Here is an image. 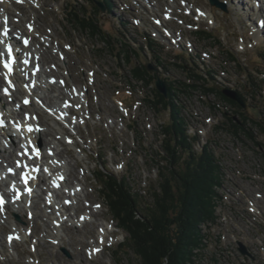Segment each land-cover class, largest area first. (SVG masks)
Segmentation results:
<instances>
[{"label": "rangeland", "instance_id": "obj_1", "mask_svg": "<svg viewBox=\"0 0 264 264\" xmlns=\"http://www.w3.org/2000/svg\"><path fill=\"white\" fill-rule=\"evenodd\" d=\"M220 1L226 3V10L212 6L209 0H111L112 11L106 7L98 15L105 34L116 35L110 45L68 20L76 17L68 15L74 12L72 3L77 5V11L93 14L92 4L87 0H29L28 4L10 0V13L18 16L14 19L18 30L26 33L27 23L36 25L33 45L39 49L33 48V51L37 50L41 59L45 57L41 62L44 70H52L50 73L54 72L57 81L65 78L69 88L76 86L85 91V123L79 120L73 133L66 127L78 147L61 141L57 151L60 152L58 158L67 161L65 173H69V185L74 187L80 183L83 187L79 203L65 205V209L76 213L77 217L87 212L94 216L79 227L63 224L61 234L57 233L59 243H56L51 239L54 236L52 220L62 216L55 207H47L45 194L33 198L36 204L33 210L26 203L15 208L22 221H18L12 208H8V214H3L5 220L0 218V264H138L132 249L126 245L120 247L127 234L116 227L97 180L98 169L105 170L104 164L112 173L127 178L133 191L140 195L139 203L152 202L151 189L158 186L156 151L161 149L162 124L168 122L170 114L169 110L161 106L156 109L145 101L152 86L134 79L132 65L136 64H150L157 69L149 71L147 68L151 74L164 82L166 79L175 81L180 87L178 106L182 107L188 130L199 137L195 148L209 144L222 164L223 187H216L218 196L213 197L217 207L216 222L200 223L202 233L207 234V248L200 249V253L204 252L201 256L196 254V264H215L213 257L220 264H264V155L258 145L259 141L264 143V125L262 129L255 123H248L247 128L238 130L227 119L228 115H233L235 121H241L240 115L234 113L238 110L236 107L225 103L216 91L204 94L206 85L198 90L184 86L193 83L190 72L209 70L211 76L206 75L209 85L222 90L224 86L238 87L247 98L246 101L240 94L246 101V108L238 111L254 120L260 118L264 124V83L259 82L264 78V56H261L264 33L255 31L259 16L237 10L236 0ZM247 3L242 0L243 7ZM187 9L191 10L190 14ZM198 10L204 11L207 17L199 16ZM167 13L172 15L170 21L165 20ZM162 25L173 28L179 44H173L164 36ZM197 29H209L212 35H200ZM124 36L139 46V53L133 56L131 64L126 58L118 57L121 44L116 38ZM146 38L154 41V49L147 46ZM46 39L51 44H46ZM58 47L65 54L62 59ZM227 51H232L239 63ZM2 80L4 85L6 80L3 77ZM45 87L50 92L56 89L50 95L48 90H38L39 93L47 95L51 103L59 104L61 99L49 97L59 95L62 98L63 86L58 83L52 89L49 85ZM14 99L23 104L21 95ZM224 110L229 112L227 116ZM73 114L80 118L76 109ZM38 118L45 123L47 143L56 140L58 136L52 133L50 113H39ZM55 143L60 144V141ZM43 178L41 173L39 189L51 187ZM6 183L9 185L7 180L0 179V193L4 196ZM58 195L63 203L64 198L69 197L62 192ZM96 204L101 207L96 208ZM13 222L27 235L16 243L7 240L15 230ZM100 228H105V240L99 235ZM240 241L247 253L240 250ZM95 246L101 250L92 254Z\"/></svg>", "mask_w": 264, "mask_h": 264}, {"label": "trees", "instance_id": "obj_2", "mask_svg": "<svg viewBox=\"0 0 264 264\" xmlns=\"http://www.w3.org/2000/svg\"><path fill=\"white\" fill-rule=\"evenodd\" d=\"M87 1L92 4L93 14L87 15L86 10L77 11V5L72 3L74 12H68V15L69 17L75 15L79 19L75 17L68 20L76 23V27L88 31L92 37L99 36L111 45V39L116 35L105 34L98 18L100 8L93 0ZM101 1L109 11H112L111 0ZM197 33L212 35L207 30H200ZM116 39L121 44L118 57L126 58L131 64L133 56L139 53L137 49L139 46L128 41L125 36L123 39ZM147 40V46L154 49L153 40L151 38ZM143 46H140L141 49ZM227 52L239 63L232 51ZM261 56H264V53H261ZM185 62L188 65L187 61ZM132 72L135 80H143L147 86H152L151 93L147 94L145 101L154 105L156 109L161 106L169 110L170 114L168 122L162 124L164 138L161 152L156 151L158 160L155 164L158 167L159 183L157 187L151 189L152 202L139 203L140 195L133 191L127 178L112 173L102 165L105 170L98 169V185L117 226L127 234L120 247L126 245L127 248L132 249L137 255L138 264H190L189 262L196 264L198 255L204 253H200V249L207 248L205 243L207 234L202 233L200 223L216 222L217 207L213 203V197L218 196L215 188L223 186L222 164L209 144L206 143L199 149L195 148L194 144L198 142L199 137L188 130L186 118L181 112L182 107L178 106L180 98L177 92L180 87L174 84L175 81L166 79L168 90L166 96L156 89L154 86L156 76L151 74L144 64L132 65ZM190 73L193 83H186L184 86L198 90L201 85V87L206 85L204 94H215L216 91L228 105L238 110H245L236 101L223 94L221 87L217 89L216 86L209 85L206 76H211L209 70L204 73ZM259 82L263 83V80L259 79ZM236 89L247 101L238 87ZM238 110H234V113L240 115L241 121H235L233 115H228L230 124L238 130L247 128L248 123H255L263 129L264 124L260 118L254 120L252 117L244 116L245 112ZM228 113L224 110L225 116ZM258 145L262 147L261 153L264 155V143L259 141ZM213 261L215 264H220L216 257H213Z\"/></svg>", "mask_w": 264, "mask_h": 264}, {"label": "bare ground", "instance_id": "obj_3", "mask_svg": "<svg viewBox=\"0 0 264 264\" xmlns=\"http://www.w3.org/2000/svg\"><path fill=\"white\" fill-rule=\"evenodd\" d=\"M20 1L28 4L29 0ZM247 2L248 3L243 7L244 3L242 4V0H236L235 4L239 6V8L236 7V9L243 11L246 14H248V12L256 13L257 5H259V20H261L262 14V25H255V31L258 32H256L257 34L262 35L264 33V4L261 0H247ZM10 5H12L10 0H0V60L4 53V49L6 50L9 46H12L14 51L17 52L15 53L18 55V66L17 71L14 74H7V72L3 70L0 65V114L6 113V117L9 121V124L4 129L6 135L0 132V179L8 181L9 185L6 183L5 186L7 185L6 191H9L11 187L15 188V186L20 182L17 174L18 168L24 167L25 170L29 171L33 176V183L36 184V191L31 196L29 194L25 195V198L22 199V201H18L15 198L11 199L10 197L7 206L12 208L13 211H15L16 207H21L22 203H26L33 210L36 205L33 198L40 195V193L38 194L36 192L42 191L43 193H50L47 194L46 198L47 203L50 206L49 208L51 209L52 206L55 207L62 216V218H60V216H55L53 219L54 236H52L51 239L56 243H59L57 233L61 234L63 224L70 223L73 226L79 227L83 222H90L92 216H94L92 212H87L80 217H77L76 213H69V210L65 209V205L63 204V201L60 200L58 195L59 193L61 194V192L63 194H68V199L71 200V204L79 203V198H82L81 192H83V187L80 183L75 184L74 187L69 185V173L64 175L66 172L65 164L67 161L65 162L64 159L58 158L60 152H58L57 149L61 145V141H64V143L69 146L71 144L75 146L78 145L76 139L66 132V127L68 126L73 133L75 132V128L78 127V122L81 121L85 123L86 112L84 111V104L87 99L86 95H84L85 91L82 89H74L76 86L69 88L65 78H58L61 80L57 81L53 75L54 72L52 74L50 73L52 70H44L45 65L41 62L45 59V57L44 59H41L40 56L37 55V50L33 51V48L39 49L33 45L34 36L37 32L36 25L27 23V26L30 25L32 28L26 33L18 30L14 21L17 15H13L12 11L10 13ZM211 16L213 17V14H211ZM211 16L209 15L208 18ZM25 38L31 40V43L28 46L23 44ZM259 40L260 39H258V41ZM45 42L46 44H51L48 39H46ZM58 49V54L61 59L64 58V52L60 47H58ZM2 77L6 80L4 85H2ZM58 83L63 86L62 88H64V91L62 92L64 96L62 98H60L59 95L49 97L50 99L55 98V100L61 99L60 103H57V105L56 101L51 103V101H48L47 95L43 96L38 90L49 91L45 85H49L50 89H52L53 86H56ZM67 87L70 91L67 90ZM3 89L8 90V95L3 92ZM53 91H49V95L54 93ZM65 91L66 93H64ZM19 95L22 96L23 101L30 99V105L26 106L24 104H19L14 99ZM61 102H63V104ZM74 109L78 111L80 118L73 114ZM44 111L50 113L51 130L52 133L54 132L56 133V136H58L54 139L60 141V144L55 143L56 140H52V144H48L47 140L44 138V133L47 132V129L45 127V123L38 118V114L44 113ZM17 124H21L22 128L18 129L16 127ZM26 125H29V129L31 128V131H27L25 129ZM49 145H53L54 147L49 148ZM53 149L55 152H53ZM28 161L31 163L35 162V164L31 166ZM42 162L43 164L40 166ZM42 166H45L44 169L46 170H42ZM11 170L13 173L10 174ZM40 171H43V174L47 176V178H43V182L44 180L49 181L51 187L46 186L45 188L39 189L38 185L41 183ZM61 176H66L64 182H61L59 179ZM66 199L67 197L64 198V200ZM64 209L68 214L64 212ZM62 211L65 213H63L64 215L62 214ZM3 214H8V211L0 210V218L5 220ZM13 224V228L15 230L12 234L18 235V237L22 238L21 240H24L27 235H23L14 222ZM103 225L106 226L107 224ZM99 232L100 237L105 240L103 235L105 234V228H100ZM16 242L18 241L15 240L14 243ZM30 258L33 261L32 257Z\"/></svg>", "mask_w": 264, "mask_h": 264}, {"label": "water", "instance_id": "obj_4", "mask_svg": "<svg viewBox=\"0 0 264 264\" xmlns=\"http://www.w3.org/2000/svg\"><path fill=\"white\" fill-rule=\"evenodd\" d=\"M95 2L101 7L102 11H105V6L102 2L98 1V0H95ZM210 3L213 5V6H216V7H219L223 10H226V5L224 2H221L220 0H210ZM147 68L148 70L150 71H153V70H157L155 68H153V66L151 67L150 64L147 65ZM156 87L157 89L163 93L164 95H167V87H166V83L163 81L162 78H159V76L157 77V80H156ZM223 94H225L228 98L236 101L237 103H239L240 105H242L244 108H246V104L244 102V100L242 99L241 95L239 94L238 91L236 90H233L231 89L230 87H225L223 89ZM19 218V217H18ZM241 244V243H240ZM63 250L70 256L69 252L63 248ZM240 250L243 252V253H247V248L245 247V245L241 244V247H240Z\"/></svg>", "mask_w": 264, "mask_h": 264}, {"label": "snow or ice", "instance_id": "obj_5", "mask_svg": "<svg viewBox=\"0 0 264 264\" xmlns=\"http://www.w3.org/2000/svg\"><path fill=\"white\" fill-rule=\"evenodd\" d=\"M6 34H7V31H6ZM25 43H27V41H25ZM9 52H11V48L9 47ZM5 67L6 68H9V64H8V62L7 61H5ZM5 91H7V89H5ZM30 131H31V128L29 129ZM38 154V153H37ZM0 202H2V201H0ZM97 207H99V206H97ZM18 238V237H17ZM9 239L11 240L12 239V237H9ZM97 251H99V249H97Z\"/></svg>", "mask_w": 264, "mask_h": 264}]
</instances>
